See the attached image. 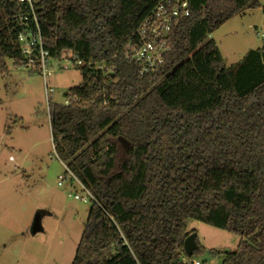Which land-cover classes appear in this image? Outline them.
<instances>
[{
    "label": "trees",
    "instance_id": "16d2710c",
    "mask_svg": "<svg viewBox=\"0 0 264 264\" xmlns=\"http://www.w3.org/2000/svg\"><path fill=\"white\" fill-rule=\"evenodd\" d=\"M166 1L34 0L51 60L82 64L68 105L49 106L57 159L94 198L72 264H182L189 221L240 238L211 251L222 264H264V47L227 67L211 39L260 4L189 0L164 67L142 75L130 46ZM25 13L0 0V77L28 66Z\"/></svg>",
    "mask_w": 264,
    "mask_h": 264
},
{
    "label": "rangeland",
    "instance_id": "374dc122",
    "mask_svg": "<svg viewBox=\"0 0 264 264\" xmlns=\"http://www.w3.org/2000/svg\"><path fill=\"white\" fill-rule=\"evenodd\" d=\"M257 2L211 37L227 67L264 47V0ZM72 62L52 60L47 83L29 66L0 77V264H72L86 228L92 201L57 159L50 128L49 106H64L82 84ZM188 229L204 249L194 257L200 264H222L211 251L234 252L241 242L195 221Z\"/></svg>",
    "mask_w": 264,
    "mask_h": 264
},
{
    "label": "built area",
    "instance_id": "2783aa9c",
    "mask_svg": "<svg viewBox=\"0 0 264 264\" xmlns=\"http://www.w3.org/2000/svg\"><path fill=\"white\" fill-rule=\"evenodd\" d=\"M9 1L21 5L26 9L25 14H19L14 18L15 24L20 29L18 42L27 65L32 69H36L42 76L44 82L47 83L48 78L51 76L49 67L52 60L49 52L44 47L34 10V0ZM189 15V0H167L141 26L138 32V42L135 46H130V48L133 49V59L142 68V75L159 73L164 67L166 58L171 52L169 37L172 28L180 18H187ZM72 61L74 68L82 65L77 60ZM96 69L99 70L100 68ZM65 105H68V103L66 102ZM69 174L71 173L69 172ZM71 177L79 184L82 191L86 193V197L94 201L91 193L72 174ZM75 200L84 202V199H79V197H75ZM178 262L182 264H200L197 261L190 262L182 254H179Z\"/></svg>",
    "mask_w": 264,
    "mask_h": 264
},
{
    "label": "water",
    "instance_id": "95a60500",
    "mask_svg": "<svg viewBox=\"0 0 264 264\" xmlns=\"http://www.w3.org/2000/svg\"><path fill=\"white\" fill-rule=\"evenodd\" d=\"M118 141L119 143H121L124 149L129 147V144L124 139L120 138ZM31 232L33 235H36L37 233L40 232L39 217L35 219ZM196 240H197L196 234H192L184 242V251L188 258H192L194 253L199 249Z\"/></svg>",
    "mask_w": 264,
    "mask_h": 264
},
{
    "label": "crops",
    "instance_id": "0c3cea01",
    "mask_svg": "<svg viewBox=\"0 0 264 264\" xmlns=\"http://www.w3.org/2000/svg\"><path fill=\"white\" fill-rule=\"evenodd\" d=\"M215 43H216V42H215ZM11 69H13V68H11ZM11 69H10V70H11Z\"/></svg>",
    "mask_w": 264,
    "mask_h": 264
}]
</instances>
